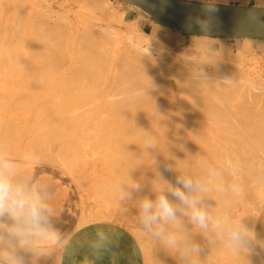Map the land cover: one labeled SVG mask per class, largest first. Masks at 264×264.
Returning <instances> with one entry per match:
<instances>
[{
    "label": "bare ground",
    "instance_id": "bare-ground-1",
    "mask_svg": "<svg viewBox=\"0 0 264 264\" xmlns=\"http://www.w3.org/2000/svg\"><path fill=\"white\" fill-rule=\"evenodd\" d=\"M3 1L7 2L6 0H3ZM48 1L45 0V2H48ZM8 2L6 4H8ZM13 2H11V4ZM33 2L34 0L33 1L16 0L15 3L17 5H14L15 3L12 4L15 10L19 7H22V6L17 7L18 5H23V4L28 5L29 9L27 10L26 15L24 17H21L24 15V13L23 15H21V12H24V11H21L19 12L20 16L15 15L14 17L13 15V19L15 18L14 22L13 20L10 21L8 19L10 22H13V25L12 23L11 25H9L11 27H8L5 25L3 27L0 26V31H1L0 34H2V32L3 34L4 33L7 34L8 30H11L10 36L13 34L11 38H9L10 40L8 41H5L2 38L3 36L5 38V34L0 38V71H1V68L3 69L2 71L3 74L1 73L2 78H0V80L2 79L4 81L5 76L11 72L12 73L10 76H12L14 79L16 77L15 71L16 73L19 72L18 74H20L21 72L25 73V71H29V73L32 72L31 75H34L33 77L29 75V78L30 79L32 78L31 79L32 82H30V79L28 78L30 86L22 87V84H24L23 82L25 80V78L23 77L25 76L28 77V75H26L25 73V76H24V75H21L22 74L21 73L20 75L21 77L23 76L22 77L23 82L21 85H19L21 86L20 88L19 86H17L18 83L14 81L18 80V82H20L21 77L19 78V75L17 74V79L15 78V80H13L8 75L6 78L9 77V80L11 79L10 82L11 81L14 82V83L12 82L11 84L12 85L14 84L17 86V89H16L17 91L15 90L16 87L14 85L13 86L15 88L11 87V85L9 84V88H4L6 91L5 90H3L4 92L1 91L2 93H4V96H2L0 92V97L1 96L6 97V101L8 100L17 101L18 100V102L21 101L20 103H23L22 101L25 100V97L26 96L28 97L32 93L30 92V89L36 87V85L39 86V83L41 84V81L43 78L41 73H43L44 70L45 72L47 71L46 72L47 76L48 74H51L56 79V80L54 78L51 79V76L49 75L50 80L52 81L55 80L52 84H54L57 81V79L61 80L62 82L59 81L56 84L58 85V91H59L60 86L58 83L60 84L62 83L63 85V88L61 87L62 92H58L57 90L55 91H57L60 94L63 93L62 98L64 99L65 97L69 99L70 97H74L73 99L77 101L76 103H79L80 105L79 109H81L80 113H78L79 110L77 111V113L79 114L78 116H77V113L74 115V117L72 116L73 119L69 117L68 108H65V110L66 109L68 110L67 111L68 113L64 111L66 112L65 115L68 114L67 116L71 118L72 120H74L77 127L80 126L82 130V132L80 130L82 134H79L81 135V137L79 136L78 139L76 138L77 142L76 144L75 142L73 144L75 146L80 145L81 143L86 144L88 149H90V146H89L90 144L98 146V147H100L99 145L103 146V144H107L108 146L111 145V147H116V149L117 148L119 149L116 155H114V153L112 154L113 157L115 156L114 159H112V156H111V159L115 162V166L117 168L116 170H118V172L120 171L119 172L120 175L121 174L125 175L124 172H127L128 175H130L129 177L137 181V182L131 181L132 184L134 183L133 185L131 183L129 185V182L126 183L127 185L125 184L127 186V192H125V194L128 193V195H125L127 199H128V196H129V199L131 196L132 199L136 198V200H138V198L140 199L146 193H149V194L154 193L155 190L152 188V186L154 187L156 184H158L160 188L159 183H155L158 180V177H161L163 180V178L166 176L165 181H168L170 179L173 181V182L171 181L172 182L171 184L165 182L166 186L168 185V188L172 186L171 188H179L180 190L185 191L186 195H188L190 198H196L199 200L197 207L201 209L205 207L203 210L204 211L206 210L205 211L206 213H207V209L209 208L208 214H211V215L213 214V216L208 215L209 220L214 217L213 218L214 220L211 219L212 221H210L211 223L214 224L213 227H211L212 224H209V226L207 224V228H201L197 222H194L191 218L190 220L188 219L189 216H187L188 215L187 210L190 211V209H188V206H185V207L183 206L184 208H186L184 209V211H186L184 213L187 214L186 217H188L184 219V221L185 220H187L188 222L190 221L189 223L190 225L186 223L187 221L186 222L179 221L180 219L177 221L176 219L177 217L175 218L174 222L172 219H169L167 221L161 220L157 224H154V226L160 225V228H159L160 231L156 230V227H155L156 231H158L159 233L162 232L161 235H159L160 237L161 236L163 237V235L164 237L166 236L169 237L171 236L170 234L174 233L176 234L175 236L178 239L177 241L179 242V240H181L180 242L183 243V244L182 243L179 244L180 242L178 243L176 241L175 246L177 244L185 246L186 245L185 242H187L188 245L189 243L190 244L192 243L196 247H198V245H202V246L204 245L203 247L207 246L210 248V249L203 248V249H207L205 250L207 252L211 250L210 254L211 253L213 254L214 253L213 250L216 249L220 245V248L219 247L217 248L219 249L218 252L221 249V251L219 252L220 255L217 252L214 253L217 256H220L218 257L220 259H218L217 261L221 260L222 256H224V253L226 252L225 251L226 249L229 252L231 251L230 253H232V250L234 252L236 251L235 252L236 256L238 255L239 257L241 256L242 260L236 256L235 257L233 256L232 259L236 258L242 262L243 258H244V261L247 258H249V257H246L247 253L248 254L250 253L248 250H246L245 248H237L233 245V243L231 244L229 243L230 240L228 239V236H226L227 233L222 231L223 232L222 234H225L226 237H224V235L221 237L219 235L221 233L217 232L218 233L217 234L215 231L216 230L218 231L219 229L215 227V224L217 223V221L221 222L222 224L225 223L226 221L230 222L234 215L235 217L233 218H236L235 221L239 220L240 218L237 219L239 217V215L237 216L238 212L237 214H234V212H236L237 209L239 211L240 205L242 204V206H246L247 208L249 206V209H246L247 211H249V214H247L244 211V214L245 215L247 214L246 216L248 218L246 220L245 219L246 217L242 216L244 217L246 222L245 220L243 221V218L241 219L243 222L241 220L239 221H241V223H244L243 225L246 226V229L249 230V232L251 233L252 227L254 225V217H255L254 215L256 214L255 212H257L256 209H258V206L259 208H261L262 205L264 204V108L262 107L264 105H261L262 102L259 103V105H261V108L260 107L258 108L257 106L259 105H256L258 103L257 102L258 100L260 101H262V99L264 100V91H263L264 89L262 87V85L264 84H262L261 86H258L261 82L259 84L257 83L256 85L255 83L253 84V81L255 79L254 80L252 79L253 77L249 75L248 73L249 71L248 72L246 71L248 73L246 74L244 71L241 70V67H240V70H238L239 66H235L234 65L235 63L233 64V63H229L230 61L229 62L226 61L227 56L233 57V52L225 53L219 50L217 39H220V38H211L207 36L192 35L191 39H193L192 40L193 44H191L189 48L185 49L182 53L175 54V49H172L170 51L168 50L166 52L164 49L165 45L162 44V42H157V39L151 35L147 36L148 34H146L147 36L146 38H141L140 35H137L135 38V27H131L130 26L131 24H129L128 26L129 28L127 29L125 28L126 30L124 31L121 28L114 27V25L111 27H103L101 25L94 26V22H93V26L90 25L92 23L87 22L90 25L88 26V24L85 22L88 21L87 17L89 18V15L88 16L84 15V17L82 15L79 17L78 15V17L77 16L76 17L77 18L82 17V20L81 19L76 20L77 18H75L74 20L77 21V23L78 21H81L82 23H84L82 24L80 22L82 24V27L84 26V28L77 27L78 26L77 23L76 24L74 23L73 25L70 26L68 22H72L73 19L72 21L68 20V17H69L68 16L66 20H67L68 25L70 26L69 27L64 22L65 17H66L62 15V13L64 12L58 11L59 13L58 12L56 13V11H54L53 9V5L51 6V4L45 3L43 0L44 5L48 4V8L44 6V10H47L46 12L49 11L52 14L51 13L47 14L45 11H43V9L40 12H44V13H40L37 8L39 9L41 8L40 7L36 8V5ZM38 5H41V4H37V6ZM107 5L108 4H106L105 6ZM161 5L162 6H160V4H157V6L160 7L162 12L169 16H181L187 13L188 10L190 9L189 5H187L186 3H182V2L176 3L175 1L161 2ZM4 8H6V6ZM24 8L26 7L24 6ZM20 9L21 8L17 10H20ZM7 12L5 10V14ZM53 12H55L54 15L58 14L57 18L53 17ZM59 15H61V17ZM64 15H66V13H64ZM122 15L121 17L123 18ZM0 16L2 17V15ZM62 16L64 17L63 19L64 21L62 22H64V24H66L67 26L61 25L60 19H62ZM9 17H12V15ZM122 18H120V24L122 22L121 21ZM92 19L93 18L89 20L92 21ZM0 20L2 21L3 17L0 18ZM117 20H119V18ZM85 24H87V26ZM0 25H2V23ZM74 25H76V28L74 27ZM101 30L103 31L101 32ZM141 35L143 36V34ZM1 40L2 41L4 40V41L2 42ZM244 40L246 41V43H248V45H251L250 43L254 39L246 38ZM121 44L124 45V48H122ZM15 55H17L19 58L15 61H12L13 58L16 59L15 57L17 56ZM12 56L13 58H11ZM235 57L237 58V56ZM243 61L242 63H244ZM242 63L241 61L239 62V64H242ZM4 69L6 71H4ZM238 71H241V72H238ZM4 72L5 73L7 72V74L5 75ZM39 75H41L42 78H40ZM45 76H44L45 80L46 79L48 80V77L46 78ZM18 78L20 79V81ZM6 81L8 80L6 79ZM27 82L25 85H28ZM46 82H45L46 84L45 89L46 88L49 89V85L47 87V84L49 82L47 83ZM7 83L8 82H6V84ZM42 86L43 85L39 87L41 88ZM53 86L52 87L50 86V88L53 89ZM6 87H8V85H6ZM45 89L39 90V91L42 90L43 93L46 92L44 96L39 95L38 96L39 98L37 96L36 98H34V96L31 97L32 95L29 96L30 99L34 98V100L37 99L35 101L39 102L38 103L39 105L37 106L36 105L37 103L33 101V103L34 102L36 103L32 105V108L34 106L33 110H35L36 106L38 109L39 107L40 108L42 107L40 103H43V101L40 102L41 101L40 97L41 99L45 97L44 98L45 100L46 98L47 100L50 99V96H48L49 98L47 97L48 91H46ZM33 90L34 89H32V91ZM35 90L38 91V87ZM37 91L35 92L37 93V95L42 93V92H37ZM49 92L51 94L52 90L50 89ZM60 94H58L59 98L56 95V98H55L56 100L52 98L51 100L53 101L49 100L50 102H47L46 100V103H49V104L53 102V105L52 104L50 105V106H53L52 109L50 108L51 111L53 109L55 110L54 101H57L55 103L57 104L59 102L58 99H61ZM51 96H53L54 98L55 95L53 94ZM7 98L9 99L7 100ZM27 99L29 101V98ZM71 99L69 100L70 103L72 101H75ZM9 101H8V104L11 102ZM61 101H64V100L61 99ZM65 101L67 102V100ZM253 101L257 102L255 104L256 106L253 105V103H255ZM18 102L17 103L14 102L15 103L14 104L12 101L11 104L13 103L14 106L15 105L20 106L21 104L18 105ZM4 103H5V99H4ZM26 103H28V105L26 104V106L23 104L24 107L26 108L28 106L30 107V105L33 104L31 103L29 105V102H26ZM44 103H43V106L45 105ZM59 103H58V106L61 104ZM70 103L68 102V106L70 105ZM74 103L72 102L71 105H73ZM8 104L6 103V105H4V109L3 107L1 108V104H0V108L2 109L0 110V146L3 147L2 146V142H4L3 140L4 139L7 140V138L5 137L6 132H10V134L11 132L13 133L15 132L14 133L15 135L18 134L17 136H20L19 134L22 133L21 135H23L25 131H28L32 135L30 134L31 136H29L28 133H26L28 135H24V137L26 136L29 137V138L27 137L28 141H25V142H28L27 144H25L23 141H20L21 136L20 138L16 137V139L15 137H13L16 140V142H17V138L20 139L18 140L19 141L18 143H15V140H13V138L11 137L9 141L11 140L12 142L13 140L14 144L11 145L10 144L11 142L9 143L5 141L6 143H9L12 146L11 149L10 150L8 149L9 144H7L8 150H3L1 148L0 155H2L3 157L4 156L7 157V156H10V153L11 155L13 153L12 158L10 156L11 159L9 160H11L17 167V171H18L17 179H27L30 186L35 187L38 192L49 194L48 195L49 201L47 202L44 199V202L47 205V211L44 213L43 227L47 230L48 233L53 234L55 237L56 232L54 231L52 226L59 223L60 214H61L59 198H60V194L63 193V187H62V181H61L63 170H62L61 164H62V160L64 159V158L62 159V157L65 154L63 155L62 153L63 151L69 152V149L67 151L66 149L62 150L63 148L62 142L64 140L63 137H68L70 135L69 133L71 132H72L71 133V136H72V134L74 133V131H76V129L74 128V130L72 131L71 129L72 125L70 126L64 120L65 115H63L64 116V119H63V117L60 114L62 119L65 121L63 122L65 124L60 125L59 122L62 119L60 118V116L57 117L58 116L57 114L59 113L57 114L55 113L57 115L56 116L55 114H53L54 113L53 112L52 114L55 115V117L51 119L49 115L46 116L44 112L42 113V111H44L45 109L42 110L41 113L36 112L37 114L35 115V114H32L34 111L31 112L32 111L31 107L30 108L28 107L29 109L24 108L25 110L21 112L25 114L19 113V116H16V113L14 111L15 113V116H14V114H11L13 113L11 109L16 108V107H14L13 105L8 106ZM71 105L69 106L70 107L69 109H74L75 104L73 106ZM6 106H8L11 111L7 109ZM64 107L65 106H63V108ZM76 107H77V104H76ZM50 110L49 112L51 113ZM59 110L61 109L59 108ZM74 110H76V108ZM74 110L72 111L73 112L72 114L70 112L71 115L75 113ZM57 111L58 110H56V112ZM45 112L47 111L45 110ZM49 112L46 114H50ZM58 112H63V110L58 111ZM17 115H18V112H17ZM56 117L58 119H61L58 122L59 125L56 123L54 125L50 124L52 121L55 120L54 118ZM68 117L66 118L67 120H69ZM48 118L51 119V122L50 121L48 122ZM74 126L75 124L73 125V127ZM69 129L71 132L68 131ZM63 133H67V135L66 134L62 135ZM14 134L10 136H14ZM7 135L9 137L8 133ZM52 135L54 137L53 139L50 138L52 137ZM49 138L52 139V142L51 144L50 142L48 143L47 145L48 148H47L43 142H45L46 144ZM67 139L70 140V137H68ZM43 140H46V141H43ZM78 142L80 144H77ZM31 144H35L33 146H36V144L41 145V147L45 146L46 147L45 149H48V152L43 151L42 148L39 146L35 148H38L39 150L41 149L43 152H46L45 155L49 157L47 158L44 154L43 155L45 156V158H43L44 156L41 157L42 154L41 156H38L36 155L37 152H33V153H35V155L38 157L36 158L33 157L34 156L33 153H32L33 155H31L30 152H27L29 148L28 145L31 147L32 146ZM69 144L72 146V142ZM3 145L5 144L3 143ZM24 145L27 146L28 148L27 150L23 149L24 150L23 151L21 148L25 147ZM64 146L66 147V144ZM69 146L67 144V147ZM32 149L34 150V148ZM72 149H75V148H73L72 146ZM72 149H70L71 152H72ZM79 149L80 148H78V150ZM33 150H31V152ZM93 150H95V148ZM106 150H107V146H106ZM108 150L111 151L112 149L111 150L108 149ZM86 151L88 150H85V152ZM81 152L83 153V150H81L80 153ZM105 152L102 151V153H104V156L106 158L107 155H105L106 154ZM5 153L7 154L5 155ZM66 155L70 156V154L68 153ZM89 156H92V155H89ZM89 156H87V158ZM107 157H108V159L106 158L107 161H110L109 156ZM66 158H69V157L66 156ZM89 158H94V157H89ZM33 161L35 163L40 161L43 163L45 162V163L51 164L53 166V170L51 174L50 175L43 174L35 182L34 181L35 177H34L33 172L30 171L29 174L20 172L22 169V165L28 166ZM67 161L66 162L64 161V162L67 163ZM73 161L74 160H72V163ZM95 161H98L97 158ZM104 161L106 160L104 159ZM135 162L137 166L138 164L142 163L140 164V170L138 169L139 166L136 168V165L133 164ZM108 166H111V165H109L108 163ZM82 167L83 166H81V168ZM130 167L131 169H129V171L131 172V170H133L134 171V172L132 171L133 173L125 171V169L128 170V168ZM135 168L136 170H134ZM89 170H93V169L91 168ZM167 171L168 172L170 171V172L168 173ZM118 172L116 174L117 177H118ZM128 175H126V177ZM161 175L164 177H162ZM167 176L168 177L170 176V179L167 180ZM180 177H183L185 179H189L192 181L193 189L191 191L183 188L181 184L177 183V179ZM118 178L121 179L120 177ZM161 178L159 179L161 180ZM123 180H125V178ZM120 181L122 183V180ZM94 182L97 187L98 182L97 183L96 181ZM162 182H164V180ZM162 182L161 184L163 185L164 183ZM153 183L155 185H153ZM111 185L113 186V184ZM111 185H108L109 187H104V188H108L111 190V187H112ZM128 185L129 187L130 186L132 187L129 188ZM136 185H139L138 189L135 187ZM162 185L161 187H163ZM99 187L96 188V191ZM102 188L103 187H101L100 190H98V193L102 191L101 190ZM168 188L165 187V189H168ZM108 189L104 190V193L102 191L101 193H99V195L95 191L97 193V196H95L96 194L95 192H93L95 194V195L93 194L95 198L96 197L98 198L96 200L94 199L96 202H90L92 203V205L88 204L89 202L85 203V204H88L87 207L85 206V209L83 207L84 205H82L80 202L81 210L82 209L84 210H83L82 218H78V222H79L78 224H81V225L87 224L94 219L100 220L104 218L108 212H110V209L107 207V205H110L109 203L114 201L112 200L114 199V192L109 193ZM156 189H158V187ZM156 192H158L157 195L161 193L160 189L159 191H156ZM206 193L207 195L209 194L211 195L212 193H214L213 202L216 203V205L214 204L216 206V209H215V206L213 205V202L212 204L210 203L211 204L210 205L209 202L205 201ZM246 193L248 194L253 193V195L251 194V196H253L252 198L253 205L250 203L251 197L249 198V196H246L248 198H245V195H248ZM163 194L167 195V192L165 191ZM212 195L210 197H213ZM154 196H155L154 198H156L155 194ZM149 197L150 199H152L153 195ZM154 198L152 200H154ZM82 199L80 200L84 202L85 199L84 198ZM171 200H174V198ZM238 200H241L242 202L239 203ZM204 201L206 202L205 204H204ZM235 201H237L236 203H239V206L237 205V207L239 208L237 207L236 209L233 208L236 206L234 204ZM175 202L177 203L180 201L176 200ZM93 203H96L95 209L93 208V205H94ZM114 203L115 201L113 202V204ZM207 203H208L207 206H212L213 208L212 209H210V207L207 208L206 206ZM174 204L175 203H173V205ZM89 205L91 206L92 209L88 207ZM115 205L117 204L115 203ZM179 205L181 207V203L180 204L177 203V205L175 206L177 207V210L180 208ZM242 208L240 209L241 210L240 212H243L244 208L243 209ZM181 209H179L180 210L179 213L182 214L183 209L182 210ZM213 209H215V214L213 212ZM231 210H235V211H231ZM209 211H211L212 213H209ZM232 212L234 214L233 216L230 215L232 214ZM181 214H180V217H181ZM241 215L242 214H240V216ZM114 217L117 218L118 216L117 217L114 216ZM180 217L178 216V218ZM182 217H185V215L183 214ZM229 218L231 219L228 220ZM119 219H121V217ZM182 222L184 223V225L187 224L186 225L187 227L182 225L183 224ZM178 224L179 226L180 224L183 226L182 228L180 227L181 231L179 230ZM209 227H211V229ZM183 228H185L184 230L185 232L183 231ZM170 231L172 233H170ZM181 232H183L184 235ZM163 233H166V234H163ZM175 236L173 237L175 238ZM178 237L179 238L181 237L182 239H179ZM47 238L48 239L50 238L47 234L38 232L36 230H33L32 232H30L28 235L24 237H18L13 232L12 225L9 219L7 217L0 218V241L2 244V247H1L2 253H6V254L14 253L16 249H19L17 245H19L20 243L17 244L18 243L17 241H15L17 242L15 245V248L16 246L17 248L15 250L13 249L14 247L13 239L18 240V241H24L27 243V245L31 246V245H36L37 243H43L45 242ZM182 240L185 242H183ZM192 244L190 247L191 250L188 249L191 252L193 251L192 247H194ZM19 246H21V244ZM23 247L27 248L24 245ZM30 248L27 251L29 253V250H30L32 256H33V252H34V255L36 256V251L40 250L39 248L37 249L35 248L36 251L35 249L33 251V249H30ZM150 248L151 247L149 245V249ZM47 249H49V247L43 248V254L45 253L47 254L48 252V255H49V251L52 249V246H50V250L47 251ZM146 249L147 251L149 250L148 248ZM217 249L215 251H217ZM223 249L225 252L222 251ZM16 251L19 253L25 252L24 255H26V252H27L25 251V249H23V251L21 252H20V249ZM147 251L145 253L149 254V252ZM245 251H248V252H245ZM40 252L42 253V251ZM40 252L38 251L37 253H40ZM150 252L152 251L150 250ZM176 252L178 251H175L174 254L171 253L172 256H174ZM184 252L185 250H183V253L182 251H180L177 254L179 256V254L182 253V256H184L183 255ZM234 252L233 254H235ZM23 253L21 254V257ZM160 253H162V251H160ZM194 254H196V252H194ZM227 254H225L224 256L225 258H230L232 256L228 254V256L230 257L228 256L226 257ZM27 255L25 256L26 258H28ZM39 255L37 254V257ZM165 255L167 254L165 253ZM198 255H200L201 258L197 257L199 259L197 258L196 259L197 261L200 260L201 264H202L201 259L203 260L204 256H206V258L208 256V254H206L202 257L200 252ZM6 256L9 257V254ZM30 256H29L30 259H34V258H31ZM148 256L150 260L151 256L150 255ZM148 256L146 255V257ZM178 256L176 257L174 256L171 259L173 260L174 258L177 261L178 259L180 260L185 259V263L188 260H190V258L186 260V258L190 256L188 254H187V257L185 256L186 258H183V259H181L182 258L181 256H179L178 258ZM157 257L156 258L158 259L159 263L158 262H155V263L156 264L162 263L161 262L162 259L161 261L159 260L160 257L158 256V254H157ZM215 257H211V258L214 260ZM38 258H35L34 261L30 260L31 263L32 262L35 263L36 261L38 264L39 262L37 261L39 260ZM192 258H191V261H192ZM18 259H20V257ZM51 259L52 257L49 259V262ZM196 259L194 258V260ZM236 259L233 261H236ZM249 259H247L246 260L247 262L245 261V263L243 261V263L250 264V262L248 261ZM24 260L26 261V259ZM24 260H20V263ZM151 260H152V263L151 261H149V263L153 264L154 263L153 261H155L156 259H151ZM165 260L167 261V264H172V263L175 264L174 263L175 260H173V262L171 263L170 261H168V258H166ZM205 260L206 259H204L203 263L208 261V260L206 261ZM228 261L230 262V259ZM240 261L239 262L236 261L235 263L241 264ZM250 261H251V264H253L252 262L254 260L253 261L250 260ZM209 262L213 263V261H208L207 263ZM223 262L225 264L224 259H223ZM163 263L166 264V262H163ZM182 263L185 264L184 260L183 262H181V264ZM198 263L199 262H197V264ZM0 264H11V263L0 258ZM16 264H19V263L17 262ZM178 264H180V262H178ZM192 264H193V261H192Z\"/></svg>",
    "mask_w": 264,
    "mask_h": 264
},
{
    "label": "rangeland",
    "instance_id": "rangeland-1",
    "mask_svg": "<svg viewBox=\"0 0 264 264\" xmlns=\"http://www.w3.org/2000/svg\"><path fill=\"white\" fill-rule=\"evenodd\" d=\"M7 2H8V4H6L7 2H5V1H1L0 0V11L2 12H0V15H2V17H3V20L1 21L0 20V22L2 23V25H0L1 27H3L4 25L5 26H8V27H11V26H9V25H11V23H12V25H13V22H14V19H13V15H14V17H15V15H17V16H20V13L19 12H21V11H24V12H21V15H23V13H24V15L23 16H21V17H24L25 15H26V12H27V10L29 9V7H28V5H18L17 7H19V6H22V7H19V8H21L20 10H17V9H19V8H17L16 10H15V8H13V6H12V4L13 3H15V1L13 2L12 0L10 1V0H6ZM31 1H33V0H31ZM37 1V2H36ZM34 0V4L36 5V8L37 7H40L41 9H39V8H37L38 9V11L40 12L42 9H43V11H47V10H44V6L45 7H47L48 8V4L46 5H44V3H43V0ZM48 1V0H47ZM11 2H13L12 4H11ZM44 2H45V0H44ZM41 4V5H38L37 6V4ZM43 3V4H42ZM45 3H49V4H51V6L53 5V9H54V11H56V13L59 11V12H64V13H66V15H64V13H62V15L63 16H66L65 17V21L63 20L64 19V17L62 16V19H60V18H58V19H60L61 20V22H60V20H59V22L61 23V25H65V26H67L68 25V23H69V25L71 26V25H73L74 23L76 24L77 23V21H75L74 19L75 18H77L78 17V15H79V17L82 15L83 17H84V15L86 16H88L89 15V18L87 17V20L88 21H86L85 23H92V24H90L91 26H93V22H94V26L95 25H101V26H103V27H111V26H113L114 25V27H116V28H121L123 31L124 30H126L127 28H129L128 26H129V24H131L130 26L131 27H135V38H136V36L137 35H140L141 36V38H146L147 36H153L154 38H156L157 39V42H162V44H164L165 45V51L167 52L168 50L170 51V50H172V49H175V54H179V53H182L185 49H188L189 48V46L191 45V44H193V39H191V36L192 35H189V34H185V33H182V32H179V31H176V30H173V29H169V28H166V27H163V26H161V25H159V24H157V23H155L146 13H144L143 11H141L140 9H138L137 7L135 8V6H130L129 4H127V3H125V2H122V1H119V0H49L48 2H45ZM2 4H4V5H2ZM11 4V5H10ZM106 4H108L107 6H108V8H107V6H105ZM14 5H17L16 3L14 4ZM105 7H104V6ZM2 6H6V8H4V7H2ZM24 6L26 7V8H24ZM261 7H264V5H260ZM16 7V6H15ZM2 8V9H1ZM4 8V9H3ZM13 10H12V9ZM101 8H105L104 10L103 9H101ZM10 9V10H9ZM46 9V8H45ZM52 9V10H53ZM107 9V10H106ZM137 9V10H136ZM5 10H6V14H5ZM12 10V11H11ZM14 11H16V12H14ZM100 11H102V12H100ZM105 11H107V12H105ZM12 12H14V13H12ZM58 12V13H59ZM83 14H82V13ZM17 13V14H16ZM40 13H44V12H40ZM47 14L48 13H51V12H46ZM101 13V14H100ZM9 14H11L12 15V17H9V16H11V15H9ZM52 14V13H51ZM55 14V12H53V17L55 18H57V16H58V14L57 15H54ZM68 14V15H67ZM77 14V15H76ZM122 14H124V15H122ZM74 15V16H73ZM121 15L123 16V18L121 17ZM7 16H8V18H7ZM60 17H61V15H59ZM70 18H69V17ZM77 16V17H76ZM91 16V17H90ZM116 16V17H115ZM1 16H0V18H2ZM67 17H68V20H70V21H72V19H73V21H75V22H68L67 23ZM97 17V18H96ZM119 18V20H117L118 18ZM91 18H93L92 19V21L91 20H89V19H91ZM99 18V19H98ZM120 18H122L121 19V24H120ZM10 21H12L13 20V22H10ZM58 19H57V21H58ZM78 19H81L82 20V17L81 18H77L76 20H78ZM85 19V18H84ZM138 19V20H137ZM7 20V21H6ZM96 20V21H95ZM57 21H55V22H57ZM62 21H64L66 24H64V22H62ZM84 21V20H83ZM90 21V22H89ZM105 21V22H104ZM4 22V23H3ZM81 21H78V26L77 27H79V28H84V26L82 27V24H84V23H80ZM118 22V23H117ZM0 23V24H1ZM87 23V24H88ZM124 23V24H123ZM128 23V24H127ZM7 24V25H6ZM87 24H85L86 26H87ZM68 25V26H69ZM81 25V26H80ZM89 24H88V26H90ZM110 25V26H109ZM116 25V26H115ZM120 25V26H119ZM133 25V26H132ZM69 26V27H70ZM74 27L76 28V25H74ZM137 27V28H136ZM126 28V29H125ZM121 30V31H122ZM100 31V30H99ZM103 30H101V32H102ZM173 31V32H172ZM10 32V33H9ZM13 32V31H12ZM16 32V31H15ZM14 32V33H15ZM18 32V31H17ZM0 33H1V31H0ZM104 33V32H103ZM5 34V38H4V35ZM3 34V32H2V34H0V38L2 37L5 41H8V40H10L9 38H11V36L13 35H11L10 36V34H11V30H8V32H7V34L6 33H4ZM141 34H143V36L141 35ZM146 34H148L147 36H146ZM139 36V37H140ZM193 38V37H192ZM7 39V40H6ZM3 40V41H4ZM2 41V40H1ZM2 41V42H3ZM125 41V40H124ZM123 41V42H124ZM180 41V42H179ZM217 41H218V45H219V50H221V52H227V53H229V52H233V57H226V61L227 62H229V63H235L234 65L235 66H239L238 67V70H240V67H241V70L242 71H244L246 74H248L249 73V75L251 76V77H253L252 79L254 80L253 81V84L255 83V85L258 83H260L258 86H261L262 84H264V41L263 40H253L250 44L251 45H248V43H246V41L244 40V39H226V38H220V39H217ZM216 41V42H217ZM122 43V42H121ZM153 43H154V41H153ZM184 43V44H183ZM161 44V43H160ZM183 44V45H182ZM221 44V45H220ZM121 46H122V48H124V45L123 44H121ZM176 47V48H175ZM250 49V50H249ZM239 53H240V55H239ZM250 53V54H249ZM252 55V56H251ZM15 56H17V55H15ZM235 56H237V58L235 57ZM238 56H240V57H238ZM11 58H13V56L11 57ZM16 59H14L13 58V60L12 61H15V60H17L19 57L17 56V57H15ZM234 59V60H233ZM240 59V60H239ZM242 59V60H241ZM238 60V61H237ZM244 60V61H243ZM232 61V62H231ZM236 61V62H235ZM241 61V63H242V61L244 62V63H242V64H239V62ZM236 63H238V64H236ZM242 65V66H241ZM247 65H248V67H247ZM3 69L1 68V71H0V74L2 73L3 74ZM4 71H6L5 69H4ZM248 73H247V72ZM24 72V71H23ZM47 72V71H46ZM45 72V70L43 71V73H41L42 74V76H43V78H42V76L41 75H39L40 76V78H42V81H41V84L39 83V86H41V85H43L41 88L39 87V86H37L36 85V87H34V88H32V89H34L33 91H32V89H30V92H36L37 90H35V89H37V87H38V91L37 92H42V93H40V94H38L37 95V93H31L29 96H31V97H33L34 96V98H36V96L38 97L39 95L40 96H44V94H46V92H44L43 93V91L41 90V91H39L40 89H45V82H46V80H45V78H44V76L47 78L48 77V80H47V82H49V80H50V78H49V75L51 76V79H53L54 77L51 75V74H48V76H47V73ZM238 72H241V71H238ZM5 73V72H4ZM12 73V72H11ZM11 73H9V74H7V72L5 73V78L9 75V77H11L12 79H13V77L12 76H10L11 75ZM19 73V72H18ZM18 73H16V71H15V75H16V79H17V74ZM22 73V72H21ZM20 73V74H21ZM25 73H26V75H28V77L27 76H25ZM25 73H22L21 75H24L25 77H23V78H25V80H24V82H23V78L21 77V75L20 74H18L19 75V78L21 77V81H20V79H19V81L21 82H18V80H16V81H14V82H17L18 83V85L17 86H19V85H21L22 84V82L24 83V84H22V87H27V86H30V84H29V80H28V78H29V75L30 76H34V75H31L32 74V72H30L29 73V71H25ZM44 73H46V74H44ZM49 73V72H48ZM2 74H1V76H0V78H2ZM14 74V73H13ZM12 74V75H13ZM258 74V75H257ZM258 76V77H257ZM9 77L8 78H6L8 81H6V79L4 78V81L1 79L0 81V92L2 91V92H4L3 90H5L4 88H9V84L11 85V87H14L15 88V90L17 89V86L16 85H12L11 83L13 82V81H11L10 82V80H9ZM257 77V78H256ZM15 78L13 79V80H15ZM27 78V79H26ZM36 78H37V76H36ZM30 79V78H29ZM32 79V78H31ZM30 79V82H32V80ZM55 79V78H54ZM258 79V80H257ZM44 80V81H43ZM56 80V79H55ZM55 80H50V82L47 84V87H48V85H49V89L48 88H46L45 90L46 91H48V93H47V97L48 96H50V101H53V100H51V98L52 99H55L56 98V95H57V97L59 98V95L58 94H60V93H58V92H62V88H63V85H62V83L60 84V83H58L59 84V86H60V90L58 91V85L56 84L57 82H59V81H61V80H59V79H57V81L54 83V84H52ZM28 83V85H25L26 84V82ZM52 81V82H51ZM257 81H259V82H257ZM4 82V83H3ZM6 82H8L7 84H6ZM13 82V83H14ZM43 82V83H42ZM46 82V83H47ZM62 82V81H61ZM16 83V84H17ZM37 84V83H36ZM51 84V85H50ZM5 85V86H4ZM6 85H8V87H6ZM25 85V86H24ZM54 85V86H53ZM57 85V86H56ZM62 85V86H61ZM34 86V85H33ZM50 86L52 87L53 86V89L52 88H50ZM20 88H21V86H19ZM18 87V88H19ZM62 87V88H61ZM262 87H263V89H264V85H262ZM261 87V88H262ZM57 88V89H56ZM24 89V88H23ZM52 90V93L50 94V92H49V90ZM55 90H57V91H55ZM6 91V90H5ZM17 91V90H16ZM264 91V90H263ZM1 92V95L2 96H4V93H2ZM56 92H57V94H56ZM55 95L54 96V98H53V96H51V95ZM61 96H60V98L62 99V100H64V101H61V99H58V101L61 103H59L60 105L58 106V103L57 104H55L57 101H54V106H55V110L53 111H51L50 110V108L52 109V107L53 106H50L51 104L53 105V102L52 103H46V100H47V98H46V100L44 99L45 97H43L42 99H41V97H40V102H42L43 101V103L45 104L44 106H43V103H40L41 104V108L39 107V109L37 108V106L39 105L38 103L39 102H37V101H35V100H37V99H35L34 100V98H32V99H30V97L28 96H26L25 97V100L27 99V98H29V101H28V99L25 101H22L23 103H20L21 101H19L18 102V100L16 101V100H12L13 101V103L15 102V103H17L18 102V105L19 104H21L20 106H17V105H13V103L11 104V102L8 100L9 98H7V100L10 102L9 104H11V105H9L8 104V101H6V97H0V104H1V108L3 107V109H4V105H6V103L8 104V106H14V107H16V108H13V109H11L12 110V112L13 113H11V114H14V116H15V113H16V116H19V113L20 114H25V113H21V112H23L25 109H29L30 107H31V109H32V111L31 112H33L32 114H37L38 112L39 113H41V111L42 110H46L47 112H45V110L44 111H42V113L44 112V114L47 116V115H49L50 117H51V119H53V117H55V115L57 114V113H59V114H57L56 116L57 117H59L60 116V114H61V116L63 117V119H64V116L63 115H65V113L69 110V117H71L72 119H73V117H74V115L77 113V111H78V113H80V110L81 109H79L80 108V105H79V103H76L77 101L75 100V99H73L74 97H70V99L72 98L73 100H75V101H72L74 104V109L76 108V110H74V109H69L70 107V105L72 104V102L70 103V99L69 98H66L65 97V99L64 98H62L63 97V93H61L60 94ZM39 98V97H38ZM49 98V97H48ZM2 99V100H1ZM4 99H5V103H4ZM44 99V100H43ZM71 99V100H72ZM32 100V101H31ZM49 100H47V102H50ZM56 100V99H55ZM65 100H67V102L65 101ZM33 101H35L34 103H33ZM256 101V100H255ZM255 101H253V102H255ZM260 100H258L257 102H255V103H253V105L254 106H256V105H259V103H261L262 102V104L261 105H264V100L262 99V101H260ZM3 102V103H2ZM26 102H29V105L31 104V103H33V104H31L30 105V107L28 108H26V107H24V105L26 106V104L28 105V103H26ZM65 104H64V103ZM68 102L70 103V105L68 106ZM14 103V104H15ZM257 103V104H256ZM3 104V105H2ZM24 104V105H23ZM34 104H36L35 106H36V108H37V110H36V108H35V110H33V108H34V106H33V108H32V105H34ZM47 104V105H46ZM76 104H77V107H76ZM256 104V105H255ZM62 105V106H61ZM73 105H71V106H73ZM261 105H259V106H257L258 108L260 107L261 108ZM8 106H6V108L7 109H9V107ZM22 106V107H21ZM49 106V107H48ZM63 106H65L64 108H63ZM68 106V107H67ZM44 107H46V108H44ZM61 109V110H63V112H58V111H61V110H59V108ZM62 107V108H61ZM263 108H264V106H262ZM0 108V110H2ZM5 108V109H6ZM18 108H20V109H18ZM22 108H23V110H22ZM25 108V109H24ZM48 108V109H47ZM65 108H68V110L66 109L65 110ZM71 108H73V107H71ZM10 110V109H9ZM10 110V111H11ZM18 110H20V111H18ZM49 110L51 111V113L49 112ZM56 110H58L57 112H56ZM75 111V113L73 114V115H71L73 112L72 111ZM14 111H15V113H14ZM64 111H66V112H64ZM17 112H18V115H17ZM37 112V113H36ZM50 113V114H46V113ZM54 112V113H53ZM70 112H71V114H70ZM55 114V115H53V114ZM63 113V114H62ZM77 113V116L79 115ZM10 114V113H9ZM68 114H66L65 115V121L71 126L72 125V127H71V129H72V131L74 130V128L76 129V131H74V133L75 132H77V133H75V135H74V133L72 134V136H71V131H70V129L68 130L69 132H71V133H69L70 135L68 136V137H70V140H72V141H70L69 139H67L68 137H63V139L65 140H63V142H62V150H65L66 149V151L69 149V152H71V150L70 149H72V146H73V148H75V149H72V152L71 153H69V152H65V151H63V155L65 154H70V156H72V157H70L69 155H66L67 157H69V158H66V156L64 155H62L63 157H62V164H64V165H62L61 164V166H62V170H63V172H62V178H61V181H62V187H63V193H61L60 194V198H59V201H60V209H61V214H60V220H59V223L58 224H55L54 226H52L53 227V229H54V231L56 232V238L58 239L57 241V244H56V247H55V250H53V252H58L59 251V248H60V246H61V244L63 243V241L65 240V238L70 234V232L71 231H73L74 229H76V228H79V227H81V226H83V225H85V224H78L79 222H78V218H82V214H83V210L85 209V206L87 207V205L88 204H91L92 205V203H90V202H96L95 200L98 198V197H96L95 198V196H97V193H98V190H100V188L101 187H103L101 190L103 191V193H104V190H106V189H108V188H104V187H109L108 185H111V184H113V186L111 187V190L110 189H108L109 190V193L111 192V193H113L114 192V199H112V200H114L115 201V203L117 204V205H115V203L113 204V202H110L109 204L110 205H107V207L110 209V212H108L107 213V215L104 217V218H102V219H100V220H92L91 222H89V223H92V222H96V221H114V222H117V223H120V224H122V225H124V226H126V227H128L129 229H131L137 236H138V238H139V240L141 241V243L143 244V246H144V248H145V251H147V249L146 248H148L149 249V245H150V249L147 251V252H149V254L148 253H146V255L148 256V255H150L151 257V259H153V252H154V248H155V246H157L158 247V251L160 250V247L162 248V254L164 255V253H165V251L166 250H170V248L171 247H175V244L174 245H171V244H169L168 243V240H169V237H173V236H175L176 234H174V233H172L171 231H170V233H172V234H170L171 236H166V237H164V235H163V237H164V239H163V237H162V239L164 240H162L161 239V237L160 236H157V235H153V233L154 232H158V231H160V225L159 226H154V224L152 225V227H151V230H148V229H146L145 228V226L143 225V223H142V221H141V210H140V204H141V202L143 201V200H145L144 198H146V199H150V197L149 196H151V195H153V197H152V199L155 197L154 196V194L156 195V197H157V193L158 192H156V191H159V189L161 190V188H163V189H165V187L166 188H168V185L166 186V183H172L173 181L170 179V176L168 177L167 176V180L168 179H170V180H168V181H170V182H168V181H165V177L164 176H162V177H164L163 178V180H164V182H162L163 180H162V178L161 177H158V182L156 181H153V182H155V183H159V185H160V188H159V186H158V184H154L153 183V185H155L154 187L152 186V188L155 190L154 191V193H146V194H144L142 197H144V198H138V200H136V198L135 199H132V197L130 196V199H129V196H128V199H127V197L125 196V195H128V193L127 194H125V192H127V182H129V185H130V183H131V181H134V182H137V181H135L134 179H132L131 177H129L130 175H128V173L127 172H124V174L125 175H120L119 174V172H118V170H116L117 168H116V166H115V162L112 160V159H114L115 158V156L113 157V153H114V155H116V153H118V148L116 149V147H111V145H107V144H103V146L102 145H99L100 147H98V146H95V145H92V144H90L89 146H90V149H88L87 148V145L86 144H80L79 142L77 143V144H80V145H74L73 143L75 142V144H76V140L78 139V137L80 136L81 137V135H79V134H82L81 132H82V130H81V128H80V126L79 127H77V125H76V123H75V121L74 120H72L71 118H69L67 115ZM48 116V117H49ZM60 116V118L62 119V117ZM73 116V117H72ZM54 118L55 120V122L54 121H52L51 122V119L50 118H48V122L50 121L51 123L50 124H58V122H59V120H61V119H58V118ZM68 117V119L69 120H67L66 118ZM47 118V117H46ZM45 118V119H46ZM61 120L60 122L62 123H60L59 122V124L60 125H63V124H65V123H63V122H65L64 120ZM71 119V120H70ZM57 121V122H56ZM71 122V123H70ZM58 124V125H59ZM75 124V126L73 127V125ZM80 130H81V132H80ZM7 133L9 134V137H8V135H7ZM15 133V132H14ZM13 132H11V134H10V132H6V138H7V140H3L4 142H2V146L4 147H1L0 146V149L2 148L3 150H10L11 149V145L12 144H14L13 142V140H15L16 139V137H18V138H20V136H21V140L20 139H18L17 138V142H16V140H15V143H18L19 141L18 140H20V141H23L25 144H27L28 142H25V141H28L27 140V137L28 136H26V137H24V135H28L29 134V136H31L32 134L31 133H29L28 131H25V133H23V135H21V134H19L20 136H17V135H15ZM26 133H28V134H26ZM14 134V136H10V135H13ZM31 134V135H30ZM64 134H66L67 135V133H63L62 135H64ZM11 137L13 138V137H15V139L13 138V140H12V142H11V140L9 141V139H11ZM23 138V139H22ZM26 138V139H25ZM29 138V137H28ZM50 138H54L53 137V135H52V137H50ZM48 139V141L46 142V144H45V142H43L44 143V145L47 147V145H48V143L50 142V144H51V142H52V139ZM72 138V139H71ZM77 138V139H76ZM25 139V140H24ZM47 140V139H46ZM46 140H43V141H46ZM50 140V141H49ZM70 142H69V141ZM75 140V141H74ZM11 142L10 144L9 143H6V142ZM54 141V140H53ZM72 142V146L69 144V143H71ZM3 143L5 144V145H3ZM41 143V142H40ZM39 143V144H40ZM63 143H65L66 144V147L64 146L65 144H63ZM7 144H9V148L7 147ZM37 145L36 144V146H33V145H35V144H31L32 146L30 147L29 145H28V147L27 146H25V147H23V148H21L22 150L24 149V150H27V148H28V151L27 152H30V154L31 155H33L34 154V156L33 157H38V156H41V154H42V156L41 157H43L45 154H46V152H43V151H47L48 152V149H45L46 147L45 146H43V144H42V146L43 147H41V145ZM67 144H68V146L69 147H67ZM15 145H17V144H15ZM14 145V146H15ZM85 147H84V146ZM91 145H92V147H91ZM41 147L42 148V150L40 151L38 148H35V147ZM50 146V145H49ZM77 146H78V148H80L79 150L81 151V150H83V153L81 152L80 153V151L78 150V148H77ZM106 146H107V150H106ZM65 147V148H64ZM83 147V148H82ZM110 147V148H109ZM8 148V149H7ZM32 148H34V150L32 149ZM48 148V147H47ZM95 148V150H93ZM97 148H98V150H97ZM103 148H105V149H103ZM45 149V150H44ZM100 149V150H99ZM108 149H112L111 151H109ZM23 150V151H24ZM31 150H33L32 152H31ZM73 150H74V152H76L77 154H79V155H77L76 153H74L73 152ZM85 150H88V151H86L85 152ZM89 150H90V152H89ZM117 150V151H116ZM102 151L103 152H105L106 154L105 155H107V156H109V160L110 161H107V159H108V157L106 156V158H105V156H104V153H102ZM33 152H37L36 153V155H38V156H36L35 155V153H33ZM40 153V155H39V153ZM43 152V153H42ZM79 152V153H78ZM89 154H88V153ZM95 152H97V153H95ZM33 153V154H32ZM74 153V154H73ZM85 153V154H84ZM92 153V154H91ZM101 153V154H100ZM0 154H1V152H0ZM7 153H5V155H6ZM9 154V153H8ZM44 154V155H43ZM47 154H49V153H47ZM87 154V155H86ZM103 154V155H102ZM12 155H13V153H12ZM12 155H11V153H10V156H11V158H12ZM74 155H75V157H76V155H77V157L75 158L74 157ZM86 155V156H85ZM89 155H92V156H89ZM100 155V156H99ZM10 156H7V157H5L6 159H11L10 158ZM46 156V155H45ZM45 156L43 157V158H45ZM87 156H89V157H94L95 158V160H96V158H97V160L98 161H95L94 160V158H87ZM111 156H112V159H111ZM9 157V158H8ZM41 157H39V158H41ZM47 157V156H46ZM49 157V156H48ZM47 157V158H48ZM74 157V158H73ZM82 157V158H81ZM85 157H86V159H85ZM101 157V158H100ZM46 158V159H47ZM100 158V159H99ZM65 159H67V160H69V161H67V160H65ZM77 159V160H76ZM81 159H82V161H81ZM104 159L106 160V161H104ZM72 160H74L73 161V163H72ZM89 160V161H88ZM67 161V163H65V162ZM81 161V162H80ZM84 161V162H83ZM88 161V162H87ZM93 161V162H92ZM96 163H95V162ZM16 162V161H15ZM71 162V163H70ZM110 162H112V163H110ZM114 162V163H113ZM35 162L33 161L32 163H30L28 166H23L22 165V169H21V171L20 172H23V173H25V174H29L30 173V171L31 172H33L34 173V181L36 182L43 174H51V172H52V170H53V166L51 165V164H48V163H43V162H36L35 164H34ZM69 163H70V165H69ZM94 163H95V165H94ZM108 163H109V165H111V166H108ZM75 164V165H74ZM88 164H89V166H88ZM133 164H135L136 165V162L135 163H133ZM132 164V165H133ZM140 164H142V163H140ZM140 164H138V166L136 165V168L138 167V169L140 170ZM68 165H69V167H68ZM87 165V166H86ZM134 165V166H135ZM81 166H83L82 168H81ZM96 166V167H95ZM103 166V167H102ZM145 166V165H144ZM143 166V167H144ZM65 167V168H64ZM105 167H107V168H105ZM132 167V166H131ZM131 167L130 168H128V170H126L125 169V171H128V172H130L129 171V169H131ZM80 170H79V169ZM84 168V169H83ZM93 169V170H89V169ZM134 168V167H133ZM136 168L134 169V170H136ZM142 168V167H141ZM75 169V170H74ZM103 171H102V170ZM138 169H137V171H138ZM109 170V171H108ZM82 171V172H81ZM85 171H87V172H85ZM92 173H91V172ZM103 173H102V172ZM115 171H117L118 172V177H120L121 179H119L118 177H117V172H115ZM124 171V170H123ZM122 171V172H123ZM133 170H131V172L130 173H133L132 172ZM109 174H108V173ZM114 172V173H113ZM168 172V171H167ZM170 172V171H169ZM168 172V173H169ZM70 173H71V175H70ZM88 173V174H87ZM101 173V174H100ZM127 173V174H126ZM129 173V174H130ZM69 174V175H68ZM86 174H87V176H86ZM78 175V176H77ZM104 175V176H103ZM109 175V176H108ZM120 175V176H119ZM126 175H128L127 177H126ZM132 175V174H131ZM90 176V177H89ZM94 177V178H92V177ZM122 176V177H121ZM97 177V178H96ZM105 179H104V178ZM108 177V178H107ZM112 177V178H111ZM129 177V178H128ZM88 178V179H87ZM125 178V180H123ZM126 178H128V179H126ZM130 178H131V180H130ZM159 178H161V180L159 179ZM91 179V180H90ZM111 179H113V180H111ZM117 181H116V180ZM118 179H119V181L120 180H122V183H121V181L119 182L118 181ZM81 180V181H80ZM86 180V181H85ZM87 180H88V182H87ZM90 180V181H89ZM96 181V183L98 182V184H97V187H99V186H101V187H99L98 189H97V191H96V184H95V182L94 181ZM128 180V181H127ZM160 180V181H159ZM104 181H106V182H104ZM125 181V182H124ZM172 181V182H171ZM161 182L162 183H164L163 185L161 184ZM166 182V183H165ZM95 184V186H94V184ZM119 184V186H118V184ZM116 184V185H115ZM126 184V185H125ZM132 184V183H131ZM134 184V183H133ZM132 184V185H133ZM169 184V185H170ZM104 185V186H103ZM106 185V186H105ZM129 185H128V187H129ZM161 185L163 186V187H161ZM115 186V187H114ZM117 186V187H116ZM165 186V187H164ZM130 187H132V186H130ZM129 187V188H130ZM158 187V189H156ZM172 186H170L169 188H171ZM126 188V189H125ZM122 191H121V190ZM124 189V190H123ZM166 190V189H165ZM97 193H96V192ZM102 191H100L99 193H101ZM116 191V192H115ZM84 192V193H83ZM93 192H95V194L93 193ZM108 192V191H107ZM107 192H105V193H107ZM99 193H98V195H99ZM83 194V195H82ZM95 196H94V195ZM117 194H119V195H117ZM161 194V193H160ZM213 194V195H212ZM211 195L213 196V197H210L209 195H207V193H206V198H205V201L206 202H209V204L211 203L212 204V202H213V198H214V193H212ZM246 194H248V193H246ZM252 195H253V193H251ZM251 194L249 193L248 195H245V198H248V197H246V196H249V198L251 197V201H250V203L253 205V202H252V198H253V196H251ZM148 195V196H147ZM120 196H121V198H120ZM146 196V197H145ZM207 196H208V198H207ZM84 198L85 200H84V202H82V198ZM148 197V198H147ZM210 197V198H209ZM117 200H116V199ZM169 199H170V201H173L172 203H175L176 205H177V203L178 204H180L181 203V207H180V205H179V209H181L182 210V214L181 213H179L180 212V210L178 209L177 210V213H176V215H178L179 217H180V214H181V217L180 218H178V216H176L177 218V221L179 220V221H184V219H186V218H188V217H186V215L187 214H185L184 212H186V211H184V209H186V208H184L185 206H187V205H185V204H183L182 202H175L176 201V199H174V200H171V199H173V197H168ZM80 199H82V200H80ZM95 199V200H94ZM141 199H143V200H141ZM151 199V200H152ZM156 198H154V200H155ZM208 199V200H207ZM211 200V202H210V200ZM88 200V201H87ZM134 200V201H133ZM136 200V201H135ZM178 201V200H177ZM204 201V204L206 203ZM80 202H81V204L82 205H84L83 207H84V209H82L81 210V205H80ZM89 202V203H88ZM129 202V203H128ZM237 201H235V207H233L234 209H236V207H237V205L239 206V203L240 202H242L241 200H238V202L239 203H236ZM85 203H88V204H85ZM112 203V204H111ZM94 205L96 204V203H93ZM174 204V207L176 206ZM210 204V205H211ZM216 205V203H214L213 202V205ZM51 205H52V203H51ZM50 205V206H51ZM93 205V208L95 209L96 208V205L94 206ZM119 205V206H118ZM208 205V203L206 204V206ZM214 205V206H215ZM264 205V204H263ZM263 205H262V207H263ZM132 206V207H131ZM135 206V207H134ZM138 208H137V207ZM184 206V207H183ZM205 206V205H204ZM88 207H90V209H92L91 208V206L89 205ZM117 207V208H116ZM131 207V208H130ZM208 207H210V209H212L213 207L212 206H207V208ZM244 209H243V208ZM261 207V206H260ZM261 207V208H262ZM205 208V207H204ZM203 208V209H204ZM237 208H239V207H237ZM243 209V212H240L241 210L240 209ZM261 208H259V206H258V209H256L257 210V212H255L256 214L254 215L256 218H257V216L256 215H258V213L260 212V209ZM88 209V208H87ZM89 209V210H90ZM176 209H177V207H176ZM188 209H190L189 207H188ZM215 209H216V206H215ZM215 209H213V212H214V214H215ZM246 209H249V206H248V208L246 207V206H242V204L240 205V208H239V211H238V209H237V211L236 212H234V214H237V212H238V214H237V216L239 215V217L237 218V219H239V220H241L242 218H243V221L246 219L247 220V214H249V211H247ZM88 210V211H89ZM208 210H209V208L207 209V215H211V214H208ZM255 210V211H256ZM121 211V212H120ZM125 211V212H124ZM190 211H191V209H190ZM189 210H187V212H188V215L187 216H189V220H190V218H191V216H190V214H191V212H190ZM206 211V210H205ZM212 211V210H211ZM211 211H209V213H212ZM231 211H235V210H231ZM244 211L247 213L246 215L244 214ZM124 212V213H123ZM116 213V214H115ZM118 213H119V215H118ZM190 213V214H189ZM231 213V212H230ZM242 214L241 216H240V214ZM80 214H81V216H80ZM92 214V213H91ZM126 214V215H125ZM183 214L185 215V217H182L183 216ZM233 214V212H232V214H230V215H234ZM114 216H118L117 218H115ZM211 216H213V214L211 215ZM210 216V217H211ZM242 216H245L246 218L244 219V217H242ZM249 216V215H248ZM121 217V219H119ZM230 217V216H229ZM233 217H235V215L233 216ZM232 217V219H234V220H232L231 218H229L228 220H230L231 219V221L230 222H234L235 221V219L236 218H233ZM254 217V223H255V220H256V218ZM182 218V219H181ZM214 218V217H213ZM213 218H211V219H213ZM209 220V216H208V222H207V224H208V226H209V224H212V226L211 227H213V223H211L210 221H212V220ZM175 220V219H174ZM174 220H173V222H174ZM214 220V219H213ZM246 220H245V222H246ZM80 221V220H79ZM176 221V222H177ZM187 220H185L184 222H186ZM242 221V220H241ZM240 221V222H241ZM242 221V222H243ZM175 222V223H176ZM214 222V221H213ZM227 222V221H226ZM230 222H228V223H230ZM54 223V222H53ZM178 223V222H177ZM183 223V222H182ZM181 223V224H182ZM186 223H190V221L188 222H186ZM185 223V224H186ZM88 224V223H87ZM180 224V226H179V224H178V226H179V230L181 231V229H180V227L182 228L183 226L182 225H184V223L181 225ZM242 224H244V223H242ZM187 225V224H186ZM186 225H184V226H186ZM190 225V224H189ZM216 225V224H215ZM246 225V224H245ZM153 226H154V228H153ZM254 226V225H253ZM155 227H156V230H158V231H156L155 230ZM187 227V226H186ZM211 227H209L210 229H211ZM245 228H246V226H244ZM158 228V229H157ZM185 230V228H183V231ZM213 230V229H212ZM214 230H216V229H214ZM220 230V229H219ZM219 230L217 231H215L216 233L218 232V233H221V234H219L221 237L224 235V237H226V236H228V235H226L225 236V234H222L223 232H222V230H220V232H219ZM169 232V231H168ZM168 232H166V233H168ZM185 232V231H184ZM160 233H162V232H160ZM166 233H163V234H166ZM183 235H184V233L183 232H181ZM180 233V234H181ZM217 233V234H218ZM226 233V232H225ZM174 234V235H173ZM182 236V235H181ZM158 237V238H157ZM220 237V238H221ZM157 240H156V239ZM175 238H176V236H175ZM179 238V237H178ZM144 239H145V241H144ZM179 239H182L181 237L179 238ZM223 239V238H222ZM226 239V238H225ZM167 240V241H166ZM176 241L178 240L177 238L175 239ZM228 240V239H227ZM156 241V242H155ZM181 240H179V242H180ZM183 241V240H182ZM229 241V240H228ZM14 242V241H13ZM151 244H150V243ZM178 242V241H177ZM178 242V243H179ZM15 243V242H14ZM60 243V244H59ZM229 243L231 244L232 242H230L229 241ZM146 245V246H145ZM155 245V246H154ZM5 246V245H4ZM7 246V245H6ZM148 246V247H147ZM14 248V247H13ZM150 250L152 251V252H150ZM52 252V251H51ZM52 252V253H53ZM151 253V254H150ZM9 254V257L8 256H6V255H8ZM8 254H6V253H2L1 254V258L2 259H4V260H6V261H8V262H10L9 261V259H10V253H8ZM6 258V259H5ZM149 260V256L147 257V261L149 260V261H151V263H152V260ZM148 261V262H149ZM150 263V264H151Z\"/></svg>",
    "mask_w": 264,
    "mask_h": 264
},
{
    "label": "crops",
    "instance_id": "crops-1",
    "mask_svg": "<svg viewBox=\"0 0 264 264\" xmlns=\"http://www.w3.org/2000/svg\"><path fill=\"white\" fill-rule=\"evenodd\" d=\"M184 1L196 2V3H207V4H222V5H231V6H242V7H253V6L254 7H261L260 5H264V0H184ZM40 194H42L43 199H45L47 202L49 201V197H48L49 194L48 193H40ZM253 227H252L253 231L251 230V234H254V239L251 241V247L252 248L250 250L246 249L250 252L249 254L247 253L246 257L250 258V259L247 258V259H249L248 261L250 262V264H251L250 260H252V261L254 260L252 262L253 264H257V263L258 264H264V206L261 208L260 212L258 213ZM57 240L58 239L55 236L54 239H52V238L48 239L47 238L45 240V242H43V243H37L36 245L29 246L24 241H18V240L13 239L14 242L15 241L18 242V243L15 242L13 244L14 245L13 249L15 250L18 246L20 249V252H21V251H23V249H25V251H27L30 247H32L30 249H33V251L35 248L36 249L39 248L40 250H37V251L35 249L36 256L34 255V252L32 251L34 257L32 256L30 250H29V253L31 256L29 255L28 251L26 252V255L28 254L27 255L28 258H29V256L31 258H34V259L39 257L38 258L39 260L36 259L37 261H39L38 264H49V263L50 264H58V263L59 264H150L147 261L145 248H144L143 244L141 243V241L139 240L138 236L128 227H126L120 223L114 222V221H96V222L88 223V224H85L79 228L74 229L65 238V240L63 241V243L60 246L59 251L52 253L51 251L53 249L55 250L56 244L58 242ZM183 242H185V241H183ZM16 243L17 244L20 243L21 246H19L20 245L19 244L15 248ZM181 243L182 242H180L179 244H181ZM185 243H186V245H188L187 242H185ZM179 244H177L178 246L177 245L175 246V248L177 250L174 247H171L169 251L166 250L165 253L167 255H165V253H164V255L162 253H160V251H162V248L160 247V250L158 251V247L156 246L154 248V252H153L155 254V255L153 254V256H155V257H153V259H156V260L153 262L159 263V261L157 259L158 258L157 254H158V256L160 257L159 260L161 261V259H162V261H161L162 263L166 262V264H167V261L165 259L168 258V261H170V263L173 262V260H175L174 261L175 264H178V262H180V264H181V262H183V260L185 263V259H183V258H186L187 254H188L190 256L188 258H186V260L190 258V260H188L190 262L187 261L185 264H187V263L192 264V261H193V264H197V262H199L198 264H201L200 260L197 261V259H199L197 257H200V255H198L199 252L201 253L202 257L204 255L208 254L207 258H206V256H204L203 260L201 259L202 264H210V263L211 264H220L223 262V259L225 261V264H231V263L236 264L235 263L236 261L237 262L240 261L236 258H235L236 261H233L235 259H232L233 256L234 257L236 256V253H235L236 251L234 252L232 250V253H230L231 251L229 252L226 249L225 251L226 252L228 251L229 253L228 252L227 253L232 255L230 257L224 251V249H225L224 248L222 250L225 252L224 256H225V254H227L226 257L228 256L230 258H225L224 256L221 255L222 258H221V260H219L220 261V263H219V261H217V260L220 259V258H218L220 256H217L214 253L217 252L220 255L219 252L221 251V249L219 252H218L219 249H217L218 247L220 248V245L217 248L215 247L217 249V251H215L216 249H214L213 254L212 253L210 254L211 250H209L208 252L205 251L207 249H210L209 247H207V246L203 247L204 245L203 246L198 245L200 251L196 252V254H194L195 251H192V252L190 251L191 250L190 247H191L192 243L191 244L189 243L190 246L189 245L184 246V245H179ZM23 245L26 246L27 248H24ZM53 245H55V246H53ZM50 246H52L51 250H50ZM193 246H195V245H193ZM1 247H2V244L0 241V256L2 254ZM48 247H49V249H47V251L50 250L49 255L52 257L50 262H49V259L51 257L48 255V252H47V254L45 253L46 255L43 254V248H48ZM203 248H207V249H203ZM19 249H16V250H19ZM188 249H190V250H188ZM16 250L14 253L17 252ZM174 250L178 251V252L182 251V253H183V250H185V252L183 254L184 256H182V253H180L181 255L179 254V256L182 257V258L181 257L180 258L183 260L178 259L179 258L178 254H177L178 252H176V254L174 255L175 257L178 256V258H177L178 261L174 258H173V260L171 259L172 257H174L171 254V253L174 254V252H175ZM187 250H188V252H187ZM202 250H204V251H202ZM38 251L39 252L42 251V253L41 252L37 253ZM248 251H245V252H248ZM204 252H205V254H204ZM233 252L235 254H233ZM14 253H10L9 261L10 260L12 261V262L10 261L11 264H16L17 262L19 264H23V263L27 264L29 262H30L29 264H32V263L37 264L36 261H35V263L34 262L31 263L30 260L34 261V259L26 258L25 257L26 255H24L25 252L24 253L22 252L23 253L22 257L24 256L23 258L21 257L22 253H19V252H17L16 254H14ZM50 253H52V254H50ZM37 254L38 255L40 254V255L37 257ZM160 255L162 256V258ZM19 257H20V259H18ZM54 257H55V259H54ZM192 257H194L195 259L197 258V259L194 260V258H192ZM208 257L210 260L208 259ZM211 257H215L214 260ZM236 257L241 259V256L239 257V255ZM169 258H170V260H169ZM191 258H192V261H191ZM24 259H26V261ZM204 259H206L208 261H213V263L212 262L207 263L208 261L203 263ZM229 259H230V262L228 261ZM20 260H24L25 262L22 261L20 263ZM53 261H54V263H53ZM176 261H177V263H176ZM243 261H244V258H243ZM243 261L242 262L240 261L241 264L245 263V261H244V263H243ZM41 262H43V263H41ZM46 262H48V263H46ZM227 262H229V263H227ZM162 263H160V264H162ZM163 264H165V263H163ZM222 264H224V262ZM238 264H240V263H238ZM246 264H249V263H246Z\"/></svg>",
    "mask_w": 264,
    "mask_h": 264
},
{
    "label": "clouds",
    "instance_id": "clouds-1",
    "mask_svg": "<svg viewBox=\"0 0 264 264\" xmlns=\"http://www.w3.org/2000/svg\"><path fill=\"white\" fill-rule=\"evenodd\" d=\"M217 12L216 6L203 4L201 18L192 17L190 26L202 32L210 33L212 21ZM17 176L16 165L0 155V218L7 217L9 219L13 232L18 237H24L36 230L54 239V235L48 233L43 227L47 205L42 195L35 187L30 186L27 179H17ZM177 183L189 191L193 189L192 181L189 179L180 177L177 179ZM135 187L138 189L139 185ZM165 191L167 195L163 194ZM160 192L161 194L157 195L155 200L145 199L140 204L141 221L146 229L151 230V226L161 220L167 221L176 218L177 209L168 198L169 196L187 205L191 209V219L197 222L201 228H207L208 215L203 209L197 207L198 199L190 198L185 191L179 188L161 189ZM215 227L226 232L228 239L235 247L251 249L254 234H251L239 220L223 224L217 221ZM153 235L159 236L161 233L154 232ZM168 242L174 245L176 240L174 237H169ZM192 250L200 251L199 247L196 246Z\"/></svg>",
    "mask_w": 264,
    "mask_h": 264
},
{
    "label": "water",
    "instance_id": "water-1",
    "mask_svg": "<svg viewBox=\"0 0 264 264\" xmlns=\"http://www.w3.org/2000/svg\"><path fill=\"white\" fill-rule=\"evenodd\" d=\"M139 8L155 23L189 35L207 36L226 39H254L264 41V7H242L211 4L218 8L212 21L210 33L202 32L190 26L192 17L201 18V7L207 3L184 0H119ZM175 1L186 3L190 9L181 16H169L162 12L157 4Z\"/></svg>",
    "mask_w": 264,
    "mask_h": 264
}]
</instances>
